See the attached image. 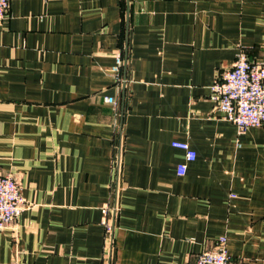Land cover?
Masks as SVG:
<instances>
[{"label":"crops","instance_id":"1","mask_svg":"<svg viewBox=\"0 0 264 264\" xmlns=\"http://www.w3.org/2000/svg\"><path fill=\"white\" fill-rule=\"evenodd\" d=\"M241 49L264 61V0H11L0 174L31 207L0 230V264H194L220 237L264 264V125L239 131L210 98Z\"/></svg>","mask_w":264,"mask_h":264},{"label":"built area","instance_id":"2","mask_svg":"<svg viewBox=\"0 0 264 264\" xmlns=\"http://www.w3.org/2000/svg\"><path fill=\"white\" fill-rule=\"evenodd\" d=\"M11 0H0V32L8 16ZM111 74L116 88H125L123 73L125 58L118 53ZM210 98L216 104L217 111L224 119L234 123L239 131L264 125V61L250 58L246 49L239 50L237 58L230 68L219 72L210 86ZM106 102L119 108L117 97H106ZM173 146L186 152L187 161L196 158V152L188 142L175 141ZM186 163L179 166V174L187 171ZM31 207V202L22 193V187L11 173L0 174V230L14 228L19 215ZM115 207L110 203L103 206L105 233L109 240L114 231ZM194 264H235L231 259L227 238L220 237L215 248H205L197 256Z\"/></svg>","mask_w":264,"mask_h":264}]
</instances>
